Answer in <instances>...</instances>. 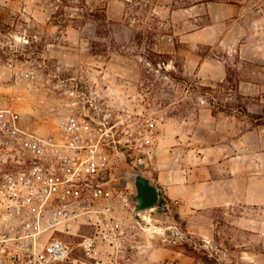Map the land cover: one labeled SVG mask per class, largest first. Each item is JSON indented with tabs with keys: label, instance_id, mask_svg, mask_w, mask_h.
I'll use <instances>...</instances> for the list:
<instances>
[{
	"label": "rangeland",
	"instance_id": "374dc122",
	"mask_svg": "<svg viewBox=\"0 0 264 264\" xmlns=\"http://www.w3.org/2000/svg\"><path fill=\"white\" fill-rule=\"evenodd\" d=\"M77 88L115 111L157 119L148 166L113 156L118 185L125 168L155 176L160 151L174 146L182 161L199 165L215 144L240 140L252 164L264 147V0H0V99L18 108L25 126L48 132ZM133 191L124 190L128 204L116 203V235L97 239L93 254L126 264H264L259 236L226 227L218 238L228 245L208 242L186 230L168 197L133 212ZM63 235L74 243L72 258L89 263L78 238ZM241 239L251 242L231 244ZM164 248L187 257L170 258Z\"/></svg>",
	"mask_w": 264,
	"mask_h": 264
},
{
	"label": "built area",
	"instance_id": "2783aa9c",
	"mask_svg": "<svg viewBox=\"0 0 264 264\" xmlns=\"http://www.w3.org/2000/svg\"><path fill=\"white\" fill-rule=\"evenodd\" d=\"M71 96L48 132L25 126L18 108L0 99V264H126L93 254L97 239L116 235V203L128 204L124 190L134 187L114 182L113 156L148 166L157 119L115 111L82 88ZM63 234L78 238L89 263L72 258L74 243Z\"/></svg>",
	"mask_w": 264,
	"mask_h": 264
},
{
	"label": "crops",
	"instance_id": "0c3cea01",
	"mask_svg": "<svg viewBox=\"0 0 264 264\" xmlns=\"http://www.w3.org/2000/svg\"><path fill=\"white\" fill-rule=\"evenodd\" d=\"M249 148L240 140L215 144L199 155V165L182 161L186 154L178 146L160 151L162 161L159 158L158 172L151 177L170 200L178 203L177 211L190 234L228 245L224 238H218L227 227L240 232L242 238L259 236L258 245L264 247V147L253 153L252 164V154L246 151ZM207 154L216 158L213 166L205 163ZM236 241L231 244L243 247L251 242ZM164 253L181 260L187 257L182 250L173 248H164Z\"/></svg>",
	"mask_w": 264,
	"mask_h": 264
},
{
	"label": "water",
	"instance_id": "95a60500",
	"mask_svg": "<svg viewBox=\"0 0 264 264\" xmlns=\"http://www.w3.org/2000/svg\"><path fill=\"white\" fill-rule=\"evenodd\" d=\"M130 180L134 191L129 194L133 212L153 207L159 200L158 187L153 179L139 168H125L122 171L120 186Z\"/></svg>",
	"mask_w": 264,
	"mask_h": 264
},
{
	"label": "trees",
	"instance_id": "16d2710c",
	"mask_svg": "<svg viewBox=\"0 0 264 264\" xmlns=\"http://www.w3.org/2000/svg\"><path fill=\"white\" fill-rule=\"evenodd\" d=\"M165 198H167V196L165 194L162 195L161 198H160V200H159V204L162 203V202L165 203L164 202Z\"/></svg>",
	"mask_w": 264,
	"mask_h": 264
}]
</instances>
